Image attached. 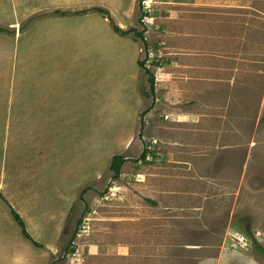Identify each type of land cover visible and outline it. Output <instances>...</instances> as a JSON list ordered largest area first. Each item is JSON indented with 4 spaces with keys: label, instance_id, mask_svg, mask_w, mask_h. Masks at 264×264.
Segmentation results:
<instances>
[{
    "label": "rangeland",
    "instance_id": "374dc122",
    "mask_svg": "<svg viewBox=\"0 0 264 264\" xmlns=\"http://www.w3.org/2000/svg\"><path fill=\"white\" fill-rule=\"evenodd\" d=\"M144 4L0 0V26L11 31L0 33V147L19 136L15 171L32 182L22 186L37 193L49 187L38 182L55 171L74 174L69 166L76 156L99 168L98 180L76 187L54 264L67 262L76 222L88 213L83 196L100 201L118 190L137 194L139 173L152 172L208 182L195 190L199 200L189 217H180L184 236L209 246V253L196 249V257L264 264L254 249V241L264 247V0H147L146 16ZM94 6L108 15L90 10ZM80 9L88 13L54 12ZM111 21L142 32L153 93L137 64L146 56L143 41L131 31L115 33ZM30 121L37 129L27 141ZM150 138L157 139L158 153L142 162ZM114 154L126 158L115 181L108 168ZM9 170L12 182L17 176ZM182 183H164L161 193L186 192Z\"/></svg>",
    "mask_w": 264,
    "mask_h": 264
},
{
    "label": "crops",
    "instance_id": "0c3cea01",
    "mask_svg": "<svg viewBox=\"0 0 264 264\" xmlns=\"http://www.w3.org/2000/svg\"><path fill=\"white\" fill-rule=\"evenodd\" d=\"M51 100L50 104L53 105V97ZM32 128L35 131L37 129L34 123H31L26 135L27 141L31 137ZM6 142L0 147V170H5L3 161L6 159V163L10 160L6 163L5 172L0 175V193L21 215L28 233L42 247L35 246L16 228L8 205L0 197V215L8 222L3 224L0 218V264H54V260L60 256V239L76 197V187L98 180L99 168L95 161L84 165L76 156L75 162L69 166V170L73 169L76 174L70 172L57 176L55 171L53 178L38 182L49 187L37 193L28 186L23 187L32 182L29 179L23 180L15 171L14 164L16 162L17 168L18 160L13 158L19 151L17 148H20L15 147L19 136L16 140L11 136ZM9 169L18 177L12 182H8L6 171ZM84 169L89 173L84 172ZM139 174L142 178H139L137 194L118 190L115 195H107L100 201H96L93 195H89V198L83 196L84 200H90L89 212L84 214L83 223L79 225L72 240L73 251L67 252L68 258L72 252L76 256L73 261L67 258L65 264H210L209 256L205 253L200 254L202 260L196 257V249H207L205 251L209 253V246L197 245L189 240L180 225V217L182 220L188 218L194 203L199 200L196 194L199 192L195 190L201 187L203 191L208 182L196 183L193 179L179 177L178 173L173 172H152L144 176ZM181 181L186 186V192L161 193L165 188L164 183L179 184ZM106 188L109 189L110 185ZM90 191L98 195L94 189ZM38 195L42 197L40 202L33 197ZM54 199L60 202L59 207H53L54 201H51ZM82 226H85L83 230Z\"/></svg>",
    "mask_w": 264,
    "mask_h": 264
},
{
    "label": "trees",
    "instance_id": "16d2710c",
    "mask_svg": "<svg viewBox=\"0 0 264 264\" xmlns=\"http://www.w3.org/2000/svg\"><path fill=\"white\" fill-rule=\"evenodd\" d=\"M142 9H144V7ZM90 10H95L101 14H107L108 15V12L104 8L99 7V6L91 7ZM87 11L88 10H86V9H80V10L71 11L70 13H68L67 11H63V10H55L54 12H55V14H58L59 16L63 17V16H67V15H84V14L88 13ZM142 15H144V16L147 15V12L145 9L142 10ZM109 19H111V18H109ZM111 27H112L113 31L115 33L119 34L120 36H125L128 33H130V31H131V32H133V34L135 36L139 37L143 41L146 56L143 59L137 60V64L139 67L144 68L145 72L148 73V75H149L148 76L149 90H150V93H153L154 92V83H155L154 82V76L145 67V61L147 59V54H148L147 53L148 44L144 41L143 36H142V32L137 31L135 28H130L129 30H123L118 25L114 24L113 22L111 23ZM10 32H11L10 29H7V28L0 26V33H10ZM145 156H146V150L143 149V151L140 153V155L138 157V160H140L142 162H147ZM125 159L126 158L122 154H114L111 156L108 168L112 172L111 178L113 180L119 179V177L121 175V167H122L123 163L125 162ZM101 193H103V192H101ZM0 197L8 205L10 212H11V215H12L14 221L16 222V224L20 227L24 237H26L28 240H30L35 246L42 247V245L40 243L36 242L28 233L26 226H25V223H24V220L21 217V215L11 206V204L4 198V196H2L0 194ZM79 197L82 198V194ZM70 210H72V207L70 208ZM70 210H69V212H70ZM87 212H89V208L86 206V208H84L83 213H87ZM76 223L77 224H76L75 230L72 232V237L70 238V240L68 242V246L66 247L68 252L73 251L72 240L75 237L77 230L79 229V225L81 224V217L77 220ZM254 249L258 253H260L264 256V247L260 243H258L257 241H254Z\"/></svg>",
    "mask_w": 264,
    "mask_h": 264
},
{
    "label": "built area",
    "instance_id": "2783aa9c",
    "mask_svg": "<svg viewBox=\"0 0 264 264\" xmlns=\"http://www.w3.org/2000/svg\"><path fill=\"white\" fill-rule=\"evenodd\" d=\"M144 9L146 10L147 9V6H146V3H147V0H144ZM152 111L148 112V114H151ZM168 115H164V118H167ZM144 150H146V160L149 161L153 158L154 154L155 153H158V149L159 147L157 146V139L156 138H150L146 141L144 147H143ZM85 228V226H82L81 229L83 230ZM71 257L74 259L75 256H76V253L75 252H72L71 254Z\"/></svg>",
    "mask_w": 264,
    "mask_h": 264
}]
</instances>
